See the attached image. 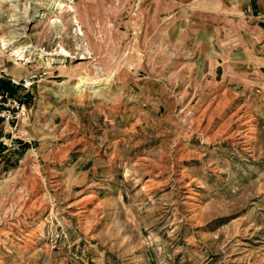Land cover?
<instances>
[{
    "label": "rangeland",
    "instance_id": "obj_1",
    "mask_svg": "<svg viewBox=\"0 0 264 264\" xmlns=\"http://www.w3.org/2000/svg\"><path fill=\"white\" fill-rule=\"evenodd\" d=\"M255 2L0 0V77L36 75L0 264H264Z\"/></svg>",
    "mask_w": 264,
    "mask_h": 264
},
{
    "label": "built area",
    "instance_id": "obj_2",
    "mask_svg": "<svg viewBox=\"0 0 264 264\" xmlns=\"http://www.w3.org/2000/svg\"><path fill=\"white\" fill-rule=\"evenodd\" d=\"M35 79L36 75H31L28 81L27 79L22 81L9 79L6 83L0 77V122L7 125L8 128L4 132L0 131V162L3 154L9 151H19L25 143L29 142L27 131L20 128L19 124L26 113L25 93L28 92ZM1 83L4 84V87L1 86ZM11 86L23 91L20 93L21 97L16 98L11 94V90H13Z\"/></svg>",
    "mask_w": 264,
    "mask_h": 264
},
{
    "label": "crops",
    "instance_id": "obj_3",
    "mask_svg": "<svg viewBox=\"0 0 264 264\" xmlns=\"http://www.w3.org/2000/svg\"><path fill=\"white\" fill-rule=\"evenodd\" d=\"M255 1H256L255 2V6L256 7H254V8H256V11L264 14V0H255ZM1 79H2L3 82L7 83L8 80L11 79V78H8L6 76L4 78L3 76H1ZM11 89L14 90L15 88L11 86ZM16 92L23 93V91H21L20 89L19 90L17 89ZM39 118H40V120H42L43 123H46L48 121L47 115H41ZM0 127H1L0 128L1 132H4V131H6L8 129L7 125H4V123H1ZM19 127L23 128V129H25L27 131L26 118H24L22 120V122L19 124Z\"/></svg>",
    "mask_w": 264,
    "mask_h": 264
},
{
    "label": "bare ground",
    "instance_id": "obj_4",
    "mask_svg": "<svg viewBox=\"0 0 264 264\" xmlns=\"http://www.w3.org/2000/svg\"><path fill=\"white\" fill-rule=\"evenodd\" d=\"M91 89L92 92H96L101 89V84H92L87 82L84 78H80L79 82L76 84L75 89Z\"/></svg>",
    "mask_w": 264,
    "mask_h": 264
},
{
    "label": "trees",
    "instance_id": "obj_5",
    "mask_svg": "<svg viewBox=\"0 0 264 264\" xmlns=\"http://www.w3.org/2000/svg\"><path fill=\"white\" fill-rule=\"evenodd\" d=\"M1 86L4 87V84L1 83ZM14 91H15V90H11V94H14ZM26 147H27V146L25 145V146L23 147V150H24V148H26Z\"/></svg>",
    "mask_w": 264,
    "mask_h": 264
}]
</instances>
